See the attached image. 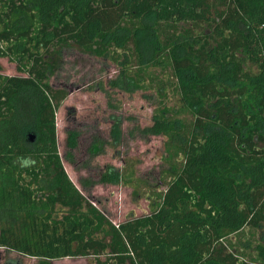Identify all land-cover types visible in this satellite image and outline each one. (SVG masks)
Wrapping results in <instances>:
<instances>
[{"label":"trees","instance_id":"1","mask_svg":"<svg viewBox=\"0 0 264 264\" xmlns=\"http://www.w3.org/2000/svg\"><path fill=\"white\" fill-rule=\"evenodd\" d=\"M73 51L118 67L109 89L149 91L135 130L169 147L154 183L132 160L91 165L120 144L118 117L108 141L68 128L60 155L68 90L51 78ZM0 58L22 74L0 72V248L34 264H247L253 248L264 264V0H0ZM63 160L88 173L80 189ZM97 184L132 187L149 212L113 223Z\"/></svg>","mask_w":264,"mask_h":264},{"label":"rangeland","instance_id":"2","mask_svg":"<svg viewBox=\"0 0 264 264\" xmlns=\"http://www.w3.org/2000/svg\"><path fill=\"white\" fill-rule=\"evenodd\" d=\"M0 66V72L4 75H22L17 71L15 64L7 58H0ZM117 68L109 60L104 61L77 51H73L66 57V63L58 77L51 78L53 84L63 85L68 90L66 99L56 111L58 150L63 157L66 149L65 132L68 128L87 132L88 136L98 132L101 137L107 141L110 140V129L118 117L121 128L120 144L114 149L107 146L105 153L98 156L91 165L97 164L101 167L104 164H112L122 167L124 159L132 160L138 176L154 183L155 174L161 166L166 164L164 157L169 153L168 142L162 136L142 138L137 133L135 130L137 127L142 128L151 123L154 106L148 96L149 91L145 93L137 90L127 93L107 87V78L116 75ZM114 104L118 107L113 108L111 105ZM186 117L188 118L184 116ZM86 139L87 137L81 135L80 153H84ZM79 158H81L80 155ZM63 165L71 181L80 189L78 178L80 175L87 176L88 173L85 169H81L79 164L77 169L63 160ZM92 173L96 176L95 169ZM92 194L96 205L115 224L129 216H139L149 212L148 200L145 197L135 199L130 186L97 184L93 186ZM246 252V258L242 259L248 261L247 264H259L253 248ZM9 261L18 264H34L36 259L16 252H6L0 248V264H6ZM53 264H93V262L91 258L81 257L57 259L53 260Z\"/></svg>","mask_w":264,"mask_h":264},{"label":"clouds","instance_id":"3","mask_svg":"<svg viewBox=\"0 0 264 264\" xmlns=\"http://www.w3.org/2000/svg\"><path fill=\"white\" fill-rule=\"evenodd\" d=\"M20 163L22 166H27L29 164V161L28 160H20Z\"/></svg>","mask_w":264,"mask_h":264},{"label":"water","instance_id":"4","mask_svg":"<svg viewBox=\"0 0 264 264\" xmlns=\"http://www.w3.org/2000/svg\"><path fill=\"white\" fill-rule=\"evenodd\" d=\"M34 138V135L33 134H29V139L32 141Z\"/></svg>","mask_w":264,"mask_h":264}]
</instances>
